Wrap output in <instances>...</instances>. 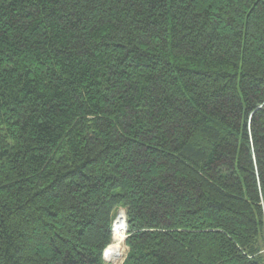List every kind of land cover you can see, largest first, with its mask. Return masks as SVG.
<instances>
[{
  "label": "trees",
  "instance_id": "16d2710c",
  "mask_svg": "<svg viewBox=\"0 0 264 264\" xmlns=\"http://www.w3.org/2000/svg\"><path fill=\"white\" fill-rule=\"evenodd\" d=\"M264 264V0H0V264Z\"/></svg>",
  "mask_w": 264,
  "mask_h": 264
},
{
  "label": "bare ground",
  "instance_id": "6f19581e",
  "mask_svg": "<svg viewBox=\"0 0 264 264\" xmlns=\"http://www.w3.org/2000/svg\"><path fill=\"white\" fill-rule=\"evenodd\" d=\"M115 221V220H114ZM126 213L125 210L121 209L117 215L116 221H115V230H114V223H113V233L115 238L118 240H123L125 239V232L127 230V223H126ZM120 241V242H121ZM119 243V242H118ZM118 243H114L111 246H109L106 250L107 253L105 252V254H107L108 257L112 258V259H117L118 257H120V247L118 245Z\"/></svg>",
  "mask_w": 264,
  "mask_h": 264
},
{
  "label": "rangeland",
  "instance_id": "374dc122",
  "mask_svg": "<svg viewBox=\"0 0 264 264\" xmlns=\"http://www.w3.org/2000/svg\"><path fill=\"white\" fill-rule=\"evenodd\" d=\"M115 221H116V219H115ZM115 221H114V230H115ZM127 228H128V222H127ZM126 238H127V230L125 232V239H123L122 241L118 240V238L116 239L115 236H114V233H113V242L109 246H111L114 243H118L119 242L118 245L120 244L119 247H120V252L121 253H120V257H118L115 260L110 258V257H108L107 254H105V259H106L107 264H122L123 263L126 255H127V252H128V247L126 245ZM106 253H107V251H106Z\"/></svg>",
  "mask_w": 264,
  "mask_h": 264
},
{
  "label": "water",
  "instance_id": "95a60500",
  "mask_svg": "<svg viewBox=\"0 0 264 264\" xmlns=\"http://www.w3.org/2000/svg\"><path fill=\"white\" fill-rule=\"evenodd\" d=\"M126 223H127V221H126Z\"/></svg>",
  "mask_w": 264,
  "mask_h": 264
}]
</instances>
